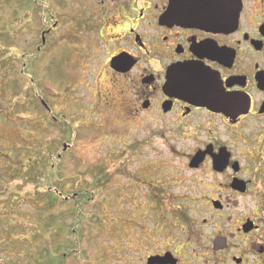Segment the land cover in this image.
<instances>
[{"label":"rangeland","instance_id":"374dc122","mask_svg":"<svg viewBox=\"0 0 264 264\" xmlns=\"http://www.w3.org/2000/svg\"><path fill=\"white\" fill-rule=\"evenodd\" d=\"M71 1L0 0V264H140L153 221L192 205L189 171L123 115L126 81ZM51 166L69 199L47 209Z\"/></svg>","mask_w":264,"mask_h":264},{"label":"flooded vegetation","instance_id":"af4514ba","mask_svg":"<svg viewBox=\"0 0 264 264\" xmlns=\"http://www.w3.org/2000/svg\"><path fill=\"white\" fill-rule=\"evenodd\" d=\"M193 4L210 8L171 12ZM75 8L104 69L126 81L117 91L128 94L123 115L153 129L191 175L192 205L153 221L140 264H264V0Z\"/></svg>","mask_w":264,"mask_h":264},{"label":"trees","instance_id":"16d2710c","mask_svg":"<svg viewBox=\"0 0 264 264\" xmlns=\"http://www.w3.org/2000/svg\"><path fill=\"white\" fill-rule=\"evenodd\" d=\"M53 169L54 168L52 167L51 168L50 177L48 178V181L50 182V184L47 187V191L44 193V195H42V196H46L47 197V198H45V201L47 202V205L44 204L45 201L43 202V207L46 206L47 209L52 208L59 201H67L66 197H62V198L60 197L61 193L58 191L57 187H55L54 184H52V173H54ZM51 222H53V221L52 220L49 221V229L53 225V223H51ZM54 223H55V219H54ZM49 255H50V260L54 264L53 261H54V258H55V253H53V251L51 252V250H50ZM52 263H49V264H52Z\"/></svg>","mask_w":264,"mask_h":264},{"label":"water","instance_id":"95a60500","mask_svg":"<svg viewBox=\"0 0 264 264\" xmlns=\"http://www.w3.org/2000/svg\"><path fill=\"white\" fill-rule=\"evenodd\" d=\"M210 7L207 6H202V5H192V6H185V8H174L173 10H171V12L173 13V15L175 14V16H186V17H194L197 15V12L199 9H209ZM66 148V146L64 145V149ZM165 257H160L158 258V261H161L162 259H164Z\"/></svg>","mask_w":264,"mask_h":264}]
</instances>
